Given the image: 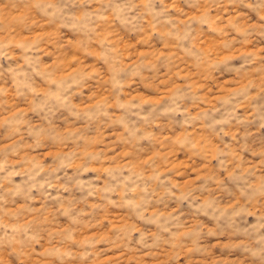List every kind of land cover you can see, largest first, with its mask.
Masks as SVG:
<instances>
[{
	"label": "rangeland",
	"instance_id": "rangeland-1",
	"mask_svg": "<svg viewBox=\"0 0 264 264\" xmlns=\"http://www.w3.org/2000/svg\"><path fill=\"white\" fill-rule=\"evenodd\" d=\"M254 3L145 0L141 27L117 32L83 14L38 23L35 0H0V264H245L193 205L264 182ZM221 114L229 123H209ZM173 216L171 243L134 244Z\"/></svg>",
	"mask_w": 264,
	"mask_h": 264
},
{
	"label": "clouds",
	"instance_id": "clouds-1",
	"mask_svg": "<svg viewBox=\"0 0 264 264\" xmlns=\"http://www.w3.org/2000/svg\"><path fill=\"white\" fill-rule=\"evenodd\" d=\"M35 2L41 13V20L38 23L46 22L57 26L68 25L70 27L72 21L79 19L83 14L89 21L100 27L112 24L117 32H120L121 28L124 31L132 32L134 29L141 27L145 11L144 8L138 6V2L145 3V0H35ZM147 2L155 4L157 0H147ZM241 2L243 3L244 0H241ZM159 3L163 5V0H159ZM247 3L252 9L257 8L254 0H247ZM49 9L52 10L49 11ZM159 11L167 14V6H163ZM109 17L111 19H107ZM65 35H68L67 31H65ZM88 39H95L94 32L89 34ZM176 110L178 109H173V111ZM176 122L179 123V121ZM209 123L226 124L229 123V119L224 118L221 114V116L211 117ZM259 127L264 128V122H261ZM254 174L255 170L253 169L247 175L252 176ZM129 179V177H125L118 180V184L123 185ZM221 187L226 190L222 191L219 198L215 196L214 192H209L208 189L203 190L209 192V195L213 197L208 206L203 204L193 205L198 215L201 212L204 214V218L200 221L201 224L212 227L210 221H215L217 231L229 233L240 241L238 252L245 264H264V204L260 205V211H252L256 209L259 198L264 196V182L260 183L259 186L255 182L247 183L239 196L231 189H227L226 185ZM225 197L228 199L235 197L240 203L230 210L221 209L219 205ZM141 199L147 204L149 202L148 194L145 192V196ZM152 203H155V201H152ZM241 208L246 211H241ZM248 211H252L251 216L247 215ZM140 218L144 219L146 223H151L142 213ZM169 219L175 220L177 217L173 216L163 220L161 224L168 226L158 225L155 229V236L151 235L154 231L153 228L145 227L144 231L135 238L134 244L138 245L140 249H147L151 252L165 242L171 243L170 237L175 234L169 231L171 227ZM165 233L168 235H165Z\"/></svg>",
	"mask_w": 264,
	"mask_h": 264
}]
</instances>
